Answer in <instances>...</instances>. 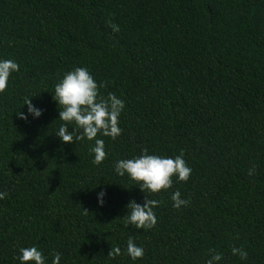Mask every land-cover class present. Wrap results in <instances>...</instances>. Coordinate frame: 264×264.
Wrapping results in <instances>:
<instances>
[{
	"label": "trees",
	"instance_id": "obj_1",
	"mask_svg": "<svg viewBox=\"0 0 264 264\" xmlns=\"http://www.w3.org/2000/svg\"><path fill=\"white\" fill-rule=\"evenodd\" d=\"M0 58L19 65L0 93V264L32 245L47 264L57 252L60 264H204L209 249L218 264H264V0H0ZM74 67L125 103L121 134L98 136L97 165L94 141L54 133L51 93ZM26 97L38 119H18ZM141 149L182 152L192 170L146 193L159 202L151 229L125 226V205L145 194L113 171ZM177 190L189 201L179 209ZM129 236L144 249L135 261Z\"/></svg>",
	"mask_w": 264,
	"mask_h": 264
},
{
	"label": "clouds",
	"instance_id": "obj_2",
	"mask_svg": "<svg viewBox=\"0 0 264 264\" xmlns=\"http://www.w3.org/2000/svg\"><path fill=\"white\" fill-rule=\"evenodd\" d=\"M113 31H118V26L112 25ZM19 70V65L12 59L0 58V93H2L9 82L10 76ZM52 100L58 107V119L62 121L58 129L54 132L62 143L72 144L74 140L94 141L89 147L94 165L102 163L106 153L104 150V140L99 137H108L115 140L122 129L119 127V117L121 116L125 103L114 93H108L105 98L99 92L97 82L85 67H74L64 72L54 85L51 93ZM32 97V96H31ZM27 105V112H16L18 119L27 120L29 116L38 119L43 110L35 106L30 98L24 99ZM69 127L71 131H69ZM113 171L118 176H127L134 181L136 186L145 194L142 204L129 200L125 205L126 213L125 226L131 225L134 229H151L157 222L154 208L158 201L147 199L146 193H158L162 189L167 190L172 185V178L177 181H186L191 173V168L183 158V153L174 157L149 154L147 149H141L138 156L131 158L117 159L113 165ZM254 168L248 170V175H252ZM7 193L0 191V199H4ZM106 193L100 189L96 193L98 206H103ZM172 207L179 209L187 206L189 201L182 198L180 192L174 191L170 197ZM209 256L204 264H218L222 259V254L209 249ZM121 249L116 246L110 248L109 256H119ZM127 256L135 261L144 255V249L138 246L132 236L128 237L126 244ZM231 254L244 260L247 252L243 248L232 247ZM14 259L19 264H47L46 257L35 245L20 247ZM60 253H54L51 264H60Z\"/></svg>",
	"mask_w": 264,
	"mask_h": 264
}]
</instances>
